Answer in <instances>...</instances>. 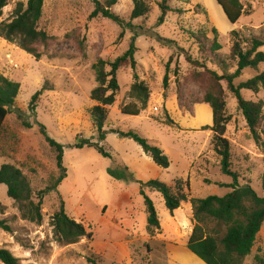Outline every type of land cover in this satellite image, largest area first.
Listing matches in <instances>:
<instances>
[{
	"label": "rangeland",
	"instance_id": "1",
	"mask_svg": "<svg viewBox=\"0 0 264 264\" xmlns=\"http://www.w3.org/2000/svg\"><path fill=\"white\" fill-rule=\"evenodd\" d=\"M26 1L8 0L2 8L0 22L9 21L16 4ZM143 1L148 12L135 19H130L132 0H118L111 7L114 14L133 26L122 28L101 16L88 19L93 9L92 0H43L38 28L51 38L45 45L37 46L41 54L39 59L0 37V75L20 85L14 110L6 115L0 133V165L9 163L20 168L33 193L49 185L58 169L55 152L38 131V124H42L47 135L62 145L66 169V176L56 189L42 198L39 224L20 217L16 202L7 196L6 186L0 184V219L7 220L11 228L10 231L0 230V248L8 249L18 258L19 264H91L88 259L96 264H167L169 257L164 241L174 238L170 212L159 192L144 188L155 206L162 229L156 234L154 229L150 234L139 181L156 179L173 187L176 178L188 180L193 198L222 196L231 190L227 185L233 183V178L220 171L219 158L210 144L212 132L209 139L204 138L205 131L185 122L196 104L206 105L212 112L207 103L197 101L206 89L214 86L209 71L220 73V69L208 58L206 67L193 65L186 61L184 52L200 59L198 44L192 36L206 47L213 28L222 46L214 55L215 62L218 58L228 60L232 31L245 39L255 36L264 40V0H239L243 13L234 24L226 20L216 0H166L169 11L164 21L157 24L158 3L162 0ZM134 31L139 33L135 39L136 66L132 70L126 63L116 72L119 90L114 103L107 107L104 124L107 133L99 142L109 156L101 155L93 147H72L77 134L98 142L89 114L95 104L89 94L97 85L92 65L97 59L109 62L123 54ZM201 34L208 40L199 36ZM260 50L264 52V46ZM227 69H234L230 61ZM262 71L264 62L255 68H245L233 82L238 84ZM133 73L149 91L145 109L136 116L120 111L128 103H137L129 94L134 82ZM220 84L225 111L230 115L225 136L230 143L231 168L238 173L237 184L248 183L264 197L261 185L264 146L253 141L236 99L224 80ZM40 89L42 92L32 112L30 97ZM241 95L246 100L262 101L263 118L258 132L264 141V90H242ZM16 110L32 124L31 128L21 124ZM166 116L178 127L168 125ZM198 118L202 123L209 121L200 114ZM110 129H131L147 138L166 151L169 166H157L136 142L119 137ZM117 166H126L136 181L112 178L107 168ZM183 188L186 192L184 183ZM61 200L67 215L92 231L90 240L81 238L76 243L61 244L53 239L51 216ZM178 213L182 215L183 210ZM182 221L192 229L194 220L191 216H184ZM223 232L221 228L218 236L221 237ZM147 234H150L149 239ZM113 248L116 255L111 253ZM255 254L264 258V222L242 264H254ZM181 255L171 257L173 264H183ZM190 259L192 264H204Z\"/></svg>",
	"mask_w": 264,
	"mask_h": 264
},
{
	"label": "trees",
	"instance_id": "2",
	"mask_svg": "<svg viewBox=\"0 0 264 264\" xmlns=\"http://www.w3.org/2000/svg\"><path fill=\"white\" fill-rule=\"evenodd\" d=\"M118 0H92L93 9L88 19L101 16L112 20L122 28H133L130 22H126L111 11V7ZM133 8L130 13V19L143 16L148 12V6L143 0H132ZM8 0H0V15L2 8L7 5ZM219 6L225 13V18L230 24H234L243 13V6L239 0H217ZM43 0H27L25 4L18 2L13 11V16L9 21L0 22V37L17 44V46L26 53L31 54L35 59H39L41 54L37 50L38 45H45L50 36L45 31L38 28V22L42 15ZM160 14L157 18V24L164 21L169 7L166 0L158 3ZM220 7V8H221ZM221 9V11H222ZM223 13V11H222ZM223 13V14H224ZM123 31L120 33L122 36ZM232 40L230 44L228 60L218 58L215 62V56L222 49L217 39L216 29H212V38L207 46H203L198 38L193 37V41L198 44L200 59L194 58L190 53L184 52V58L187 62L205 66L208 58L210 62L220 69L210 70L209 74L214 86L205 90L203 96L197 103H207L212 109V125L202 126L201 130H210L212 138L210 144L213 151L219 158L220 171L223 174L233 178V183L228 184L231 190L222 195H209L204 198H193L189 193L188 180L176 179L174 186H169L159 180L151 179L146 182H140V195L143 199V205L146 211L147 230L151 234L154 229L160 227L159 218L152 200L145 193L144 188H150L159 192L163 198L166 209L173 213L180 207L182 202L188 201L191 204L192 219L194 225L188 236L186 247L204 264H242L246 255L251 252L255 244L256 236L264 222V197L259 196L248 184H237L238 173L231 168L230 161V143L225 136L226 125L230 121V115L225 111V100L223 88L220 81L226 82V87L236 99L237 107L245 120L248 131L253 141L264 146L261 140L258 128L263 118V103L261 100L252 101L242 97V90L258 92L264 90V71L252 76L251 78L234 84V79L239 77L245 68H255L264 62V52L260 47L264 46V40L252 36L248 39L242 37L236 31H232ZM139 36L138 32H133L128 48L116 57L113 61H104L97 59L92 65L95 73L97 85L90 91L89 97L95 102L90 108L89 114L92 124L96 130L98 142L91 141L75 136L72 147L82 148L84 146L95 148L101 155L109 156L108 152L99 142L105 139L107 130L104 124L107 118V107L115 101L119 85L116 78V72L124 64H128L132 70L135 69V39ZM205 40L208 38L201 34ZM166 41L167 39H163ZM170 42V41H166ZM246 44V46H243ZM183 50V49H182ZM215 55V56H214ZM233 64V71H228V62ZM106 67H109L107 70ZM134 82L130 87V97L135 98L137 103H128L120 111L122 114L136 116L141 110L145 109L149 91L146 85L139 81L136 73H133ZM19 83L0 75V133L3 129L4 120L8 113L14 109L15 98L19 91ZM42 89L36 91L30 97L29 109L34 112L36 102ZM17 117L21 124L26 128H31L32 124L24 119L21 111L16 110ZM168 125H178L168 116L165 117ZM38 131L43 136L48 146L55 152V161L58 174L53 181L45 188L33 193L31 186L20 168L13 164L3 163L0 165V184L6 186V194L17 204L20 217L30 222L40 223L42 220L41 202L43 196L51 193L57 185L65 178L66 169L63 166L62 145L49 137L45 127L38 124ZM110 132L117 134L122 138H129L136 142L142 151L149 156L152 161L161 168L169 166V159L164 151L156 144L150 142L147 138L136 133L134 130L122 131L119 129H110ZM107 173L114 179L125 182L136 181L133 174L126 166H117L107 168ZM208 182V180H204ZM186 186V192L183 188ZM261 185L264 188V173L261 175ZM52 237L61 244H72L78 242L81 238L88 240L92 237V231L84 227L80 222L75 221L67 215L64 209V202L61 200L58 209L51 216ZM224 229L219 237L220 229ZM10 226L5 219H0V230L10 231ZM91 264H96L88 259ZM0 262L3 264H19L16 258L8 249L0 248ZM254 264H264V258L255 254Z\"/></svg>",
	"mask_w": 264,
	"mask_h": 264
},
{
	"label": "crops",
	"instance_id": "3",
	"mask_svg": "<svg viewBox=\"0 0 264 264\" xmlns=\"http://www.w3.org/2000/svg\"><path fill=\"white\" fill-rule=\"evenodd\" d=\"M197 111H198V113H197ZM198 114H200L201 117L208 118L209 121H207V123L200 122L199 118H198ZM185 122L188 125H191L192 128H196V127L201 128L202 126H211L212 125V112H211L210 108H208L206 105L196 104L192 108V114L190 115V117H187L185 119ZM198 131H200V130H198ZM202 131H205L204 138L206 137L209 139L211 136V131L210 130H202ZM164 152H166V151L164 150ZM176 179H178V178H176ZM187 203L189 204L188 206H186ZM180 210H183L182 215H179V213H178V211H180ZM188 215L192 217L191 204L188 201L182 202L179 208L174 210L173 213H170V216H171L170 217V225H172V234L174 235V238L172 240L164 241V244H165L164 249H165V251L169 257V261H167L168 262L167 264H173L174 262H172L171 257L174 255H178V254H182L181 256L184 257V260L181 262L183 264H192V260L190 259V257L197 259V260H200L186 247V242H187L188 236L191 232V229L187 228V225L184 221H182V218H184V216H188ZM159 224H160V221H159ZM183 224H185L186 229L185 228L183 229V227H184ZM166 226H168V222H166ZM160 229H161V224H160L159 229H155L154 234L159 233ZM146 238L149 239L150 234H147ZM109 250L111 251V249H109ZM112 250L114 252L111 251V253L113 255H116V250L114 248Z\"/></svg>",
	"mask_w": 264,
	"mask_h": 264
},
{
	"label": "water",
	"instance_id": "4",
	"mask_svg": "<svg viewBox=\"0 0 264 264\" xmlns=\"http://www.w3.org/2000/svg\"><path fill=\"white\" fill-rule=\"evenodd\" d=\"M216 2H217V0H216ZM218 3V2H217ZM219 4V3H218ZM220 5V4H219ZM221 7V6H220ZM221 9H222V7H221ZM222 11H223V13H224V10L222 9ZM224 15H225V13H224ZM226 16V15H225ZM227 18V17H226Z\"/></svg>",
	"mask_w": 264,
	"mask_h": 264
},
{
	"label": "built area",
	"instance_id": "5",
	"mask_svg": "<svg viewBox=\"0 0 264 264\" xmlns=\"http://www.w3.org/2000/svg\"><path fill=\"white\" fill-rule=\"evenodd\" d=\"M8 58H9V57H8ZM153 109H154V110H157V107H154Z\"/></svg>",
	"mask_w": 264,
	"mask_h": 264
},
{
	"label": "bare ground",
	"instance_id": "6",
	"mask_svg": "<svg viewBox=\"0 0 264 264\" xmlns=\"http://www.w3.org/2000/svg\"><path fill=\"white\" fill-rule=\"evenodd\" d=\"M215 5H216V3H215ZM218 10H219V8H218Z\"/></svg>",
	"mask_w": 264,
	"mask_h": 264
}]
</instances>
